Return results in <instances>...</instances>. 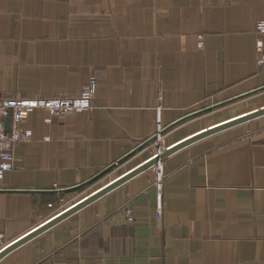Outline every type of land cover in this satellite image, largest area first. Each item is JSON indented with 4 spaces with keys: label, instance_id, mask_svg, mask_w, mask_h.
<instances>
[{
    "label": "crops",
    "instance_id": "obj_1",
    "mask_svg": "<svg viewBox=\"0 0 264 264\" xmlns=\"http://www.w3.org/2000/svg\"><path fill=\"white\" fill-rule=\"evenodd\" d=\"M263 17L264 0H0V97H73L94 76L89 111L36 108L19 123L30 135L0 175L4 237L13 241L76 203L83 186L62 189L189 113L201 110L158 135L164 146L264 106L255 50ZM160 164V218L147 168L0 264H264V114Z\"/></svg>",
    "mask_w": 264,
    "mask_h": 264
},
{
    "label": "built area",
    "instance_id": "obj_2",
    "mask_svg": "<svg viewBox=\"0 0 264 264\" xmlns=\"http://www.w3.org/2000/svg\"><path fill=\"white\" fill-rule=\"evenodd\" d=\"M256 44L255 50L258 53L256 64L258 66L264 63V17L255 23ZM92 81L93 76L81 92L73 97L65 96H9L0 97V175L3 171L13 166L15 145L29 138L30 130L20 127L19 123L23 121L31 111L36 108H46L54 114H66L73 111H89L92 108ZM9 119V128H6V119ZM158 132V131H157ZM159 136L157 135L156 139ZM158 140V139H157ZM168 146H164L158 141L156 151L153 155L162 152ZM161 162H158L151 168L154 171V187L157 191L156 216L161 217V185L163 170ZM124 212L128 220H132V207L128 204L124 206ZM12 241H8L2 232H0V251Z\"/></svg>",
    "mask_w": 264,
    "mask_h": 264
},
{
    "label": "water",
    "instance_id": "obj_3",
    "mask_svg": "<svg viewBox=\"0 0 264 264\" xmlns=\"http://www.w3.org/2000/svg\"><path fill=\"white\" fill-rule=\"evenodd\" d=\"M264 89V86L259 88ZM247 93H244V95ZM243 95L234 97L235 99L238 97H241ZM233 98V99H234ZM232 100V99H229ZM226 102V101H224ZM222 102V103H224ZM222 103H218L213 105L214 107L218 106L219 104ZM213 106L207 107L211 108ZM205 110V109H202ZM201 111V110H200ZM200 111H196L193 113H189L188 115H186L185 117H183L182 119L186 118V117H190L195 115L196 113H199ZM264 114V106L262 107H258L256 109H253L252 111H248L238 117H234L232 119H228L224 122H221L219 124L213 125L211 127L205 128L197 133H194L180 141H178L177 143H174L172 145H170L169 147L165 148L162 152L157 153L155 156H150L147 159L143 160L142 162L138 163L137 165L129 168L128 170H126L125 172H123L122 174L118 175L117 177H115L114 179L110 180L109 182L101 185L100 187L96 188L95 190H93L92 192L88 193L87 195L83 196L82 198H80L79 200L76 201V203L74 204H70L67 207H65L64 209H62L61 211H59L58 213H56V215H53V217H51V219H49L46 223L41 224L37 227H35L34 229H31L30 231H28L27 233H25L24 235L20 236L17 239H14L11 243H9L6 247H4L1 251H0V258L5 255L7 252H9L10 250H12L13 248L19 246L20 244H22L23 242L29 240L30 238H32L33 236L39 234L40 232L44 231L45 229H47L48 227H50L51 225L55 224L56 222H58L59 220L65 218L66 216H68L69 214L75 212L76 210L86 206L87 204L91 203L92 201H94L95 199H97L98 197H100L101 195L107 193L108 191L112 190L113 188L117 187L118 185L122 184L123 182H125L126 180H128L129 178H131L132 176L136 175L137 173L147 169V168H151L152 166H154L155 164H157L158 162H161V160L166 157L168 154L172 153L173 151L179 149L182 146L187 145L188 143L199 139L201 137L207 136L211 133H214L218 130H222L228 127H231L233 125L239 124L241 122L247 121L249 119H252L254 117H257L259 115ZM182 119H178L177 121L173 122L171 125L175 124L178 121H181ZM169 125V126H171ZM168 127H165L163 129H160V131H158L155 135L150 136L149 138H147L146 140L142 141L141 143H139L138 145H136L133 149H131L128 153H126L123 157H121L120 159L116 160L114 163H111L110 165H108L107 167H105L104 169H102L101 171H99L98 173H96L93 177L87 179L86 181L75 185L73 187H70L68 189H62V190H73L75 188L84 186L90 182H92L93 180L97 179L98 177H100L101 175H103L104 173H106L107 171H109L110 169H112L118 162L122 161L124 158H126L127 156L131 155L133 152H135L137 149L141 148L142 146L148 144L149 142L153 141L157 135H160L163 131L167 130ZM6 128H9V119H6Z\"/></svg>",
    "mask_w": 264,
    "mask_h": 264
},
{
    "label": "rangeland",
    "instance_id": "obj_4",
    "mask_svg": "<svg viewBox=\"0 0 264 264\" xmlns=\"http://www.w3.org/2000/svg\"><path fill=\"white\" fill-rule=\"evenodd\" d=\"M84 85H86V83ZM260 97L261 96L259 94H257L255 96H251L250 98H244V100H242V101H247V102H245V104L241 105L240 106V109H246L247 107H250L251 105L258 103L259 101H256V100H257V98L260 99ZM231 113L232 112H229V114H231ZM227 114H228V112H226L225 114L223 113V114H221L217 118L221 119V118L225 117V115H227ZM162 139L161 140H154L153 142H151V144H149L147 147H145V149L143 150L144 152L139 153L137 155L135 154L133 156L128 157L127 159H125L123 161L118 162L112 169H110L109 171H107L106 173H104L103 175H101L100 177H98L97 179H95L94 181L90 182V184L88 183L87 185H85L82 188H80V190L77 191V193H73L72 195H74V194H76V195H74L72 197L85 196L86 194H88L89 192L93 191L94 189L100 187L101 185L109 182L110 180L114 179L118 175L122 174L123 172H125L126 170H128L133 164H135L136 162L142 160L144 157H146L148 155H153L155 153V151H156L155 149L157 147L158 141L161 143ZM169 146H170V144L168 145V147ZM150 170H151V168H150ZM151 172H153V171L151 170ZM72 197H70V198H72ZM70 200L71 199H69V196H68L67 198L60 199L58 201L59 202L58 204H60V203L61 204H66ZM72 204H74V203H72Z\"/></svg>",
    "mask_w": 264,
    "mask_h": 264
}]
</instances>
